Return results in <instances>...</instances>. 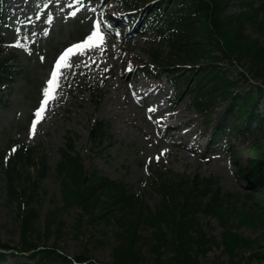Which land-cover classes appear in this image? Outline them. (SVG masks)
<instances>
[{
  "label": "rangeland",
  "instance_id": "1",
  "mask_svg": "<svg viewBox=\"0 0 264 264\" xmlns=\"http://www.w3.org/2000/svg\"><path fill=\"white\" fill-rule=\"evenodd\" d=\"M239 11V6L234 4L226 14ZM72 12L76 15H70ZM116 12L113 0H0V13L6 18L1 28L4 54H11L9 64L19 67L14 70L16 76L0 84V243L18 250L23 246L18 205L19 201L27 200V196L20 194L19 200L8 197V178L3 171L16 154L12 149L18 150L23 144L45 156L50 166L39 179V193L34 199L39 209L35 231L44 233L47 216L54 213L55 222L62 221L64 225L58 232L56 226L52 228L45 242L47 245H56L70 258L86 254L100 263L114 261L113 253L120 246L114 234L118 227L113 223H90L86 217L77 226L78 231L76 220L80 209L63 207L54 167L61 158V150L66 148L67 138L74 140L75 151L82 157L86 170L124 182L152 209L160 203L161 197L150 187L151 173L161 171L169 178L173 171L191 177H215L223 194H234L240 204L264 212V199L253 194L245 179L250 160L261 143L262 130L235 135L234 159L219 145L208 147L210 132L205 128L203 118L190 105L188 93L172 87L164 75H156L154 68L151 71L134 66L140 59L149 61V55L156 49L162 55L169 52L168 43L158 34L157 23L134 34L126 27L109 29L106 19H115ZM97 21L101 22L105 36L103 48L86 50L76 56L71 67L62 73L55 98L49 100L36 133L30 138L34 113L43 98L44 89L38 93V88L40 83L49 80L51 63L64 46L87 37ZM247 32L264 43V30L250 25ZM124 41L130 46L129 55L123 52ZM17 42L22 47L13 46ZM128 56L132 59L130 63ZM224 67L234 78L240 79L241 72L248 73L247 88L260 83L247 64L224 63ZM85 68L88 75L83 73ZM98 93L102 98L95 107L92 99ZM222 112L223 107L219 106L214 116ZM259 112L264 113V101L259 104ZM171 114L174 115L172 119ZM98 121L108 124L107 134L101 142L91 137V128ZM179 122L182 123L177 128H168L170 123L176 125ZM26 171L31 172L33 180L38 177L33 166ZM27 172L25 175L30 177ZM28 177H18L22 180L20 187L24 184L30 189L33 187ZM201 223L218 246H213L206 256L201 255L200 263L228 264V256L220 244L222 225L216 218L203 216ZM233 226V230L242 236L258 239L253 248L239 252L241 264H264L256 258L250 259L254 253L264 254V228L240 227L237 221H233ZM161 229L169 237L165 222ZM158 230L154 226L141 229L144 246L140 245V248L138 244L137 254L144 260L140 264H155L157 254L150 248L156 243L153 234ZM6 251L8 259L0 264L26 262L23 253L13 256V250ZM158 252L164 262L172 253L167 247Z\"/></svg>",
  "mask_w": 264,
  "mask_h": 264
},
{
  "label": "trees",
  "instance_id": "2",
  "mask_svg": "<svg viewBox=\"0 0 264 264\" xmlns=\"http://www.w3.org/2000/svg\"><path fill=\"white\" fill-rule=\"evenodd\" d=\"M114 1L121 22L119 29L126 26L132 30L133 24L135 29L143 24L144 29L153 22L157 23L158 34L168 43L169 52L162 55L156 49L149 55V61L140 59L135 65L148 69L155 67L156 72L167 76L172 86L189 94L190 104L204 122L211 125L206 127L212 129L210 146L223 141L225 144L219 146L234 159V136L262 130L261 143L250 160L245 179L253 194L264 199V113L259 112V104L264 101V43L247 32L250 25L259 31L264 30V0ZM234 4L240 11L226 14ZM108 21L110 25L115 24L111 19ZM2 42L0 36V44ZM124 51L130 52L126 43ZM8 59L9 56L3 55L2 59L0 56V83L14 77ZM224 63L249 65L260 83L245 87L248 73L241 72L240 79L234 78ZM101 98L99 93L93 98L96 106ZM219 106L223 107V112L214 116ZM107 127L102 121L96 122L91 128L92 139L101 142L107 134ZM66 144L54 167L63 207L80 209L76 220L78 231L77 226L86 217L90 223H113L118 227L114 234L120 246L113 253L114 261L100 263L86 254L70 258L56 245H47L45 242L52 228L56 226L58 232L64 225L62 221L55 222L54 213L47 216L44 233L35 231L39 209L34 199L39 193V179L50 170V166L45 156L20 145L3 171L8 178V197L19 200L20 194L27 196V200L19 201L18 205L23 246L18 250L0 243V263L8 259L6 250H13V256L16 253L26 255V262L19 261L20 264H140L144 260L137 254L138 244L144 246L140 231L144 226H154L159 229L153 234L156 243L150 248L157 254L155 264H201L199 257L206 256L213 246H218L216 239L206 232L201 216L216 218L222 225L220 244L228 256V264H241L239 252L257 244V238H247L235 232L233 221H237L240 227L264 228V212L240 204L234 194H223L215 177H191L172 171L166 178L161 171H153L149 184L161 201L152 209L124 182L86 170L82 157L75 151L74 140L67 138ZM31 166L38 171L34 180L31 172L26 171ZM26 172L30 177L25 175ZM20 175L32 181L31 189L25 184L19 186L22 182L18 178ZM163 222L169 228V237L161 229ZM164 247L172 252L165 262L158 252ZM254 258L264 261V254L254 253L250 259Z\"/></svg>",
  "mask_w": 264,
  "mask_h": 264
},
{
  "label": "snow or ice",
  "instance_id": "3",
  "mask_svg": "<svg viewBox=\"0 0 264 264\" xmlns=\"http://www.w3.org/2000/svg\"><path fill=\"white\" fill-rule=\"evenodd\" d=\"M79 2V0H78ZM70 15L75 16L76 13L72 12ZM105 44V36L101 30V22L97 21L94 23V30L89 33L85 39L75 45L70 46L67 48L57 59L54 69L50 73V78L46 82V87L43 90V100L41 102V106L39 109L34 113L35 120L31 124L30 128V138L35 135L37 124L42 120L43 113L46 110V106L49 100L54 99V92L57 88L60 87V76L62 75V69L71 67L68 63L69 57L73 54H78L84 50H92L96 48H103ZM15 47H22L19 42L13 45ZM154 111V110H153ZM13 152L16 151L15 148L12 149ZM162 155V154H161ZM160 157L157 156L156 160L159 161ZM149 163H151V158H149Z\"/></svg>",
  "mask_w": 264,
  "mask_h": 264
},
{
  "label": "bare ground",
  "instance_id": "4",
  "mask_svg": "<svg viewBox=\"0 0 264 264\" xmlns=\"http://www.w3.org/2000/svg\"><path fill=\"white\" fill-rule=\"evenodd\" d=\"M78 40H81V38L80 39H78ZM78 40H76V41H78ZM75 42V41H74ZM73 43V42H72ZM72 43H70V44H67L66 46H64L62 49H61V51L56 55V57L57 56H59L62 52H63V50L65 49V48H67L69 45H71ZM86 52V50H84V51H81V52H79L78 54H73V55H71L70 57H69V60H68V63L69 64H71L72 63V61L76 58V56H79L80 54H82V53H85ZM55 57V58H56ZM55 58H54V60H55ZM54 62V61H53ZM53 62L51 63V66L53 65ZM8 67H10L11 69V72L12 73H14V70H16V69H18L19 67L18 66H14V65H11V64H9L8 65ZM68 68H63L62 69V73H64L66 70H67ZM123 83H125V81H123ZM46 87V83L44 82V83H40V85H39V88H38V93L42 90V89H44ZM128 90H129V88H128ZM32 97V96H31ZM48 107V106H47ZM174 117V115L173 114H171L170 115V119H172ZM182 122H179V123H177L176 125H173L172 123H170L169 125H168V128H172V127H174V128H177V126H178V124H181Z\"/></svg>",
  "mask_w": 264,
  "mask_h": 264
}]
</instances>
